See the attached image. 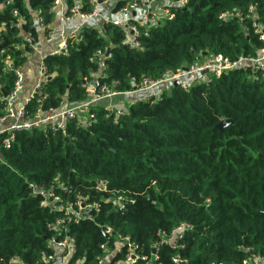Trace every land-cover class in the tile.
Wrapping results in <instances>:
<instances>
[{"label": "trees", "instance_id": "trees-1", "mask_svg": "<svg viewBox=\"0 0 264 264\" xmlns=\"http://www.w3.org/2000/svg\"><path fill=\"white\" fill-rule=\"evenodd\" d=\"M53 2L0 0V27L7 29L0 33V51H6L12 67L27 62L25 49L18 47L24 34L38 37L33 11L42 10L52 23ZM233 8L243 12V21L219 20L222 11ZM263 11L264 0H187L186 8L154 29L139 50L124 44L119 27L84 26L79 38L69 40L67 55L44 59L50 78L29 110L42 98L43 109L63 99L82 101L84 79L98 70L92 58L107 46L113 56L105 61L102 81L127 93L145 77L159 78L215 54L256 56L264 42L254 33L253 20L264 24ZM2 59L3 96L12 91L16 76L3 71ZM125 99L124 112L115 119L106 105L95 107L97 118L88 128L72 119L61 131L17 132L10 146L0 134V264L17 256L37 264L46 237L54 234L49 224L65 216V210L41 205L34 187L53 189L57 204H71L74 211L80 200L98 205L89 217L63 225L76 238L73 258H85L82 264L101 253L105 238L98 224L129 236L147 257L159 232L190 223L192 229L178 241L182 248L161 246L155 261L160 264H176L177 257L188 264L240 261L246 248L264 254V70L241 66L188 90L170 83ZM223 119L231 122L217 128ZM119 197L123 210L114 204Z\"/></svg>", "mask_w": 264, "mask_h": 264}, {"label": "built area", "instance_id": "built-area-1", "mask_svg": "<svg viewBox=\"0 0 264 264\" xmlns=\"http://www.w3.org/2000/svg\"><path fill=\"white\" fill-rule=\"evenodd\" d=\"M123 1L118 7V3ZM61 7L60 18L61 26L56 28L52 23H46L42 10H34V27L38 37L32 34H24L25 42L18 45L25 49L26 58L32 55L40 56L38 64V74L29 93L24 94L26 89V74L22 67H12L6 51L1 50L5 66L4 72L14 71L16 79L12 91L6 95H0V134L5 133L7 137L4 144L10 146L15 138V134L20 131H31L34 129H49L52 131L65 130L70 120L76 119L78 124L83 127H91L96 121V114L93 110L100 104H104L109 111V115L115 118L124 112V106L113 105V97L125 99L127 94L155 91L175 81L188 90L196 82H209L213 77H220L229 71L250 65L253 68L264 70V48L256 56L240 55L231 59L221 53L209 56L208 58L191 64L186 68L176 71H167L159 78L145 77L135 85L132 92H115L105 82L102 81L107 75L104 69L107 67L105 61L110 59L113 54L111 47L98 49L92 58L98 64V70L93 71L90 77L84 79L82 86L86 90V97L76 103L61 100L59 106L42 108L44 99H37L39 106L32 111L28 105L41 95L45 84L50 78L47 65L44 59L48 55H67L69 50V40L79 38V34L84 26H94V23H107L123 30L124 44L131 49L139 50L143 48V40L150 37L151 32L167 21L176 18L180 8H186L187 0H74L72 5L67 0H54L55 7ZM107 10L103 11V7ZM87 7V10L84 8ZM254 4L249 9L255 11ZM264 12V11H263ZM13 14L18 18L16 25H20L22 18L20 12L15 9ZM264 16V14H263ZM256 17V16H254ZM219 20L227 22L231 20L243 21L244 14L239 8L222 11L218 15ZM95 20V22H93ZM76 23L72 27H67V23ZM254 33L264 42V24L258 19L253 20ZM7 29L4 24L0 27V33ZM51 42V50L45 51L42 43ZM56 42L57 44H54ZM1 89V85H0ZM156 95V94H155ZM33 185H31L32 187ZM105 187L104 185H102ZM34 191L42 196L41 205L51 207L52 210H65V216L56 218L49 224L54 230V234L46 237L47 249L42 251L37 264H82L85 258L74 257L77 251L76 238L64 228L65 222H78L82 218L89 217L87 213L90 209L97 210V204L85 205L81 200L77 202L78 210L74 211L71 204H57L60 201L53 189H37ZM118 210H123L125 205L121 197L114 201ZM73 212V214H72ZM105 240L100 244L101 253L96 255L90 262L85 264H160L156 263L159 259V251L162 245H171L182 248L183 245L178 241L185 237L186 232L192 229V225L182 222L174 228L171 233L161 231L158 233L159 239L151 244L152 252L149 256L140 255L136 250V245L129 236L116 233L111 227L98 224ZM245 256L239 261H216L210 264H264V254L246 248ZM2 264H26L19 256L9 258ZM178 261H185L181 258Z\"/></svg>", "mask_w": 264, "mask_h": 264}, {"label": "crops", "instance_id": "crops-1", "mask_svg": "<svg viewBox=\"0 0 264 264\" xmlns=\"http://www.w3.org/2000/svg\"><path fill=\"white\" fill-rule=\"evenodd\" d=\"M1 8V7H0ZM57 7L54 8V13H55V16L57 18V20L55 19L54 17V20L52 22L53 26H55L56 28H59L61 26V18H60V10H59V13L58 11L56 10ZM107 10V6H104L103 7V11H106ZM58 17H59V22H58ZM76 23H73V22H70V23H67V27H72L74 26ZM100 23H96L95 25H99ZM51 42H44L42 43V48L45 50V51H50L51 48L49 45ZM54 44H57L56 42H54ZM39 61H40V56L38 55H32V56H29V58H27V62L25 63V65L22 67V69L24 70L25 74H26V91L24 94H27L30 92L31 90V87L33 86L34 82H35V79H36V76L38 74V64H39ZM115 98H118L120 99L119 102L122 103L121 105L119 106H125L127 103H128V100L126 99H122V97H115ZM118 101V100H117ZM115 101V102H117Z\"/></svg>", "mask_w": 264, "mask_h": 264}, {"label": "water", "instance_id": "water-1", "mask_svg": "<svg viewBox=\"0 0 264 264\" xmlns=\"http://www.w3.org/2000/svg\"><path fill=\"white\" fill-rule=\"evenodd\" d=\"M198 9V6L196 7ZM186 10V9H185ZM135 50V49H134ZM204 56H207L206 53H204ZM175 85H179V81L174 82ZM231 122L230 119H223L220 123L217 124V128H223L224 126L228 125ZM178 264H188V261H178Z\"/></svg>", "mask_w": 264, "mask_h": 264}, {"label": "rangeland", "instance_id": "rangeland-1", "mask_svg": "<svg viewBox=\"0 0 264 264\" xmlns=\"http://www.w3.org/2000/svg\"><path fill=\"white\" fill-rule=\"evenodd\" d=\"M60 9H61V7H59V6L56 8V10L58 11V13H59V10H60ZM54 17H55V19L57 20L56 16H54ZM59 21H60V20H59V17H58V22H59ZM93 22H95V20H94ZM94 24H96V22H95ZM117 100H118V101H117ZM119 100H120V99L113 97V99H112V101H113V105H121L122 103H120ZM115 101H117V102H115Z\"/></svg>", "mask_w": 264, "mask_h": 264}]
</instances>
